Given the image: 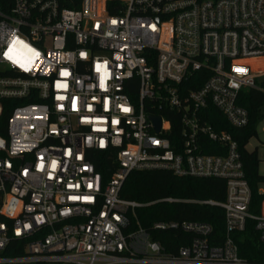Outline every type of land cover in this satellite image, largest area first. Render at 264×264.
Returning <instances> with one entry per match:
<instances>
[{
  "label": "built area",
  "instance_id": "obj_1",
  "mask_svg": "<svg viewBox=\"0 0 264 264\" xmlns=\"http://www.w3.org/2000/svg\"><path fill=\"white\" fill-rule=\"evenodd\" d=\"M260 77L264 0L0 3V264H264V199L250 210L239 144L212 124L214 109L248 127L242 91L264 93ZM96 154L115 166L106 182ZM155 170L226 182L224 201H195L223 208L222 240L206 222H132L148 204L124 198L125 182ZM248 223L254 262L235 238ZM172 231L182 245L152 238Z\"/></svg>",
  "mask_w": 264,
  "mask_h": 264
},
{
  "label": "trees",
  "instance_id": "obj_2",
  "mask_svg": "<svg viewBox=\"0 0 264 264\" xmlns=\"http://www.w3.org/2000/svg\"><path fill=\"white\" fill-rule=\"evenodd\" d=\"M7 0H0L5 6ZM250 114L248 127L236 129L231 127L220 113L213 109L212 124L217 130L229 132L239 144L241 159L244 164L246 178L252 190V202L250 210L258 213L264 193H260L259 185L264 184V175L259 173L260 159L257 150L249 151L247 145L257 135V125L263 117L264 93L254 89L242 91L240 100ZM9 109L5 110L3 127L8 119ZM166 119L172 121L173 134L180 133V123L174 119L171 113L163 114ZM0 132H3L0 130ZM206 141V152L209 154H222L223 150L217 143ZM99 171L103 175L104 182L108 181L113 174L115 166L106 159L104 154H96L94 159ZM122 196L148 204L137 210L136 218H132L135 224L139 222L147 230L158 221H196L206 222L214 226L216 237L222 240L225 233V212L220 206L198 204L197 200H213L222 202L226 198V182L221 178H193L177 177L168 170L134 171L127 178L123 187ZM173 198L176 201L168 202L166 199ZM187 234V241L191 238ZM154 240H159L165 246L178 247L182 245L183 234L180 231L156 232L152 234ZM239 244L240 256L251 261L261 260L263 257L259 241V234L254 230V225L248 223L247 230L235 236ZM172 242V243H171Z\"/></svg>",
  "mask_w": 264,
  "mask_h": 264
},
{
  "label": "rangeland",
  "instance_id": "obj_3",
  "mask_svg": "<svg viewBox=\"0 0 264 264\" xmlns=\"http://www.w3.org/2000/svg\"><path fill=\"white\" fill-rule=\"evenodd\" d=\"M257 83L262 85L264 83V77L258 78ZM257 126V135L250 140V144L247 145V149L249 151L257 150L258 157L260 159L259 173L264 175V119ZM259 191H264V184L259 185ZM260 212L264 215V203L261 205Z\"/></svg>",
  "mask_w": 264,
  "mask_h": 264
},
{
  "label": "water",
  "instance_id": "obj_4",
  "mask_svg": "<svg viewBox=\"0 0 264 264\" xmlns=\"http://www.w3.org/2000/svg\"><path fill=\"white\" fill-rule=\"evenodd\" d=\"M151 119L153 120V122L155 123V129L156 131L158 132L160 130V126H161V122H162V119L161 117L159 116H153L151 117Z\"/></svg>",
  "mask_w": 264,
  "mask_h": 264
},
{
  "label": "crops",
  "instance_id": "obj_5",
  "mask_svg": "<svg viewBox=\"0 0 264 264\" xmlns=\"http://www.w3.org/2000/svg\"><path fill=\"white\" fill-rule=\"evenodd\" d=\"M260 193H262V194H263V193H264V191H262V192H260Z\"/></svg>",
  "mask_w": 264,
  "mask_h": 264
},
{
  "label": "snow or ice",
  "instance_id": "obj_6",
  "mask_svg": "<svg viewBox=\"0 0 264 264\" xmlns=\"http://www.w3.org/2000/svg\"><path fill=\"white\" fill-rule=\"evenodd\" d=\"M98 70H99V66H98Z\"/></svg>",
  "mask_w": 264,
  "mask_h": 264
}]
</instances>
